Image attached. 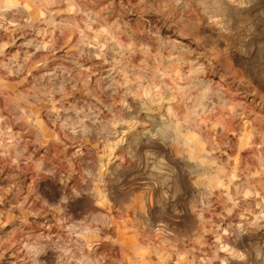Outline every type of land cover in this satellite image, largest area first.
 <instances>
[{
  "label": "rangeland",
  "instance_id": "374dc122",
  "mask_svg": "<svg viewBox=\"0 0 264 264\" xmlns=\"http://www.w3.org/2000/svg\"><path fill=\"white\" fill-rule=\"evenodd\" d=\"M242 257L264 264V0H0V264Z\"/></svg>",
  "mask_w": 264,
  "mask_h": 264
},
{
  "label": "crops",
  "instance_id": "0c3cea01",
  "mask_svg": "<svg viewBox=\"0 0 264 264\" xmlns=\"http://www.w3.org/2000/svg\"><path fill=\"white\" fill-rule=\"evenodd\" d=\"M231 250V249H230ZM231 260L233 261V262H235V263H243L244 264V262L245 261H249V258L248 257H242V259H240V258H231ZM263 261H264V258H263Z\"/></svg>",
  "mask_w": 264,
  "mask_h": 264
},
{
  "label": "clouds",
  "instance_id": "9594fccd",
  "mask_svg": "<svg viewBox=\"0 0 264 264\" xmlns=\"http://www.w3.org/2000/svg\"><path fill=\"white\" fill-rule=\"evenodd\" d=\"M24 248H25V250L27 252H31L32 251V246L29 243H27V242L25 243Z\"/></svg>",
  "mask_w": 264,
  "mask_h": 264
}]
</instances>
